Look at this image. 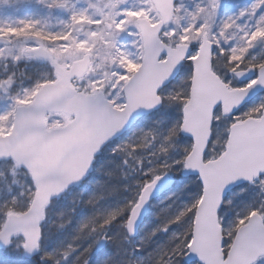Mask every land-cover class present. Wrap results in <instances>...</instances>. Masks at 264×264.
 <instances>
[{
	"label": "rangeland",
	"instance_id": "1",
	"mask_svg": "<svg viewBox=\"0 0 264 264\" xmlns=\"http://www.w3.org/2000/svg\"><path fill=\"white\" fill-rule=\"evenodd\" d=\"M110 1H113L111 5ZM137 19H145L151 25L159 21L150 0L127 3L121 0H0V37L10 42L8 46L0 45V137L9 135L15 109L29 105L40 87L54 81L55 63L67 70L85 54L90 55L91 65L84 78L74 82L76 92L85 95L100 92L113 108L123 109V87L137 70L143 55ZM94 31L95 36H91ZM203 34L214 48L213 72L228 87L248 85L236 82L227 67H231L230 71H239L243 70L246 60L264 59V0H222L215 9L209 0L180 1L175 6L172 23L162 30L160 39L171 47L188 45L196 50ZM61 41L63 44L58 45ZM127 45L132 47L130 58L126 55ZM41 46L49 56L47 61L30 54ZM195 55L196 52L192 56ZM187 73L188 68H185L175 88L161 95L165 104L159 112L141 120L105 149L109 160L116 161V178L129 182L128 178L135 180L139 174L151 175V179L160 174L172 176L171 168L168 171L165 168L162 173L156 170L161 153L168 147L175 158L171 164L178 168L176 158L184 152L180 150L182 147L178 145L173 127L181 120V108L179 112L172 107L184 99L182 83ZM260 96L256 101L258 106L249 105L229 119H222L216 112L207 160L223 154L231 124L248 115H260L262 108L259 104L264 101V93ZM69 120L63 115H47L46 128L62 127ZM168 136L173 140L169 141ZM110 166L114 167L107 162L102 174ZM89 191L81 183L56 201L60 209H51L53 205L46 208L40 226L43 240L38 264H71L73 241L65 233L70 224L67 221L61 223L60 219L65 217L67 207L82 212L81 202L95 201L100 209L101 204L95 200L98 192ZM87 192L89 200L84 198ZM33 194L29 174L11 160H2L0 230L9 214H22L28 210ZM76 194H79L78 199L74 197ZM239 199L248 207L253 206L264 220V176L229 195L226 201L228 211L220 218L225 236L229 237L225 239V245L232 239L233 221L242 222L237 213L238 205L234 202ZM22 254L23 240L16 237L6 250H0V264H37L24 261ZM256 264H264V257Z\"/></svg>",
	"mask_w": 264,
	"mask_h": 264
},
{
	"label": "water",
	"instance_id": "2",
	"mask_svg": "<svg viewBox=\"0 0 264 264\" xmlns=\"http://www.w3.org/2000/svg\"><path fill=\"white\" fill-rule=\"evenodd\" d=\"M150 1L159 22L152 26L145 19L137 20L143 57L123 87L125 105L122 110L109 105L100 92L94 95L76 92L73 83L82 80L90 67L88 54L73 62L68 70L55 63L54 82L39 88L29 105L16 108L10 134L0 137V161L11 160L29 174L34 196L26 212L7 216L0 230V250L7 249L19 236L23 240V257L27 260L35 257L41 241L40 224L49 203L80 185L107 145L124 135L139 119L161 108L158 93L177 78L192 49L188 45L171 48L159 39L161 30L172 21L175 3L184 0ZM209 2L215 6L221 0ZM9 44L8 40L0 38V45ZM212 52V44L204 34L196 57L189 60L191 80L188 101L182 109L180 134L191 140L192 148L181 174L183 178L196 177L201 187L185 261L187 264H255L264 257L262 218L252 214L247 223L237 229L224 255L219 213L232 190L252 184L264 175V109L260 119H248L230 127L225 152L218 159L204 162V155L215 110L220 108L222 117L231 116L262 93L264 66L249 86L228 89L211 70ZM30 54L38 60H49L42 46ZM162 56L164 61H160ZM254 74L252 68L233 73L240 82L251 80ZM52 114L63 115L70 121L48 130L46 116ZM173 184L174 181L163 174L142 188L126 220L129 240L137 238L149 205L169 192Z\"/></svg>",
	"mask_w": 264,
	"mask_h": 264
},
{
	"label": "trees",
	"instance_id": "3",
	"mask_svg": "<svg viewBox=\"0 0 264 264\" xmlns=\"http://www.w3.org/2000/svg\"><path fill=\"white\" fill-rule=\"evenodd\" d=\"M255 60L244 61L242 68H258L264 64L262 58ZM230 69L231 67H227L228 71ZM187 74L182 83V98L184 99L172 107L179 112L183 102L187 99L190 77V74ZM179 79L172 83L163 92V95L174 89ZM163 103L165 104V100ZM178 125L179 121L173 127L174 136L179 142L178 145L182 147L180 150L184 152V155L176 158L179 164L178 168L175 169L171 164L175 158L172 151H169L170 147L163 150L156 167L159 173H162L165 168L167 171L168 168L172 169L170 172L175 181L174 186L168 194L152 203L145 223L135 241L127 242L125 221L141 188L151 181V175L139 174L135 180L128 178L129 182L116 178L117 164H114L115 159L109 160L105 154L106 148L96 159L83 186L88 188L89 192H98L95 200L102 207L100 209L96 207L95 201L81 202L82 212L74 210L73 207L69 209L67 207L65 217L60 219L61 223L67 221L70 224L65 233L71 237L70 241H73L71 264H184L183 257L191 238L194 210L199 202L201 192L195 178L183 179L181 177L182 163L190 150L191 143L179 134ZM168 138L171 141L172 138L170 136ZM107 162L112 163L114 167H108L102 174V169ZM99 189L102 190V193ZM89 192L84 195L86 200L90 198H88ZM103 195L107 196L103 198ZM74 197L78 199L79 194ZM234 202L238 205L237 213L241 216L240 224H242L246 221L249 213L255 211V208L248 207L245 202H242V199ZM51 205L54 206L51 208L53 210L60 209L56 202ZM227 211L228 208L225 205L222 214ZM233 222L234 231L240 224L237 221ZM31 262L38 264L39 255Z\"/></svg>",
	"mask_w": 264,
	"mask_h": 264
},
{
	"label": "bare ground",
	"instance_id": "4",
	"mask_svg": "<svg viewBox=\"0 0 264 264\" xmlns=\"http://www.w3.org/2000/svg\"><path fill=\"white\" fill-rule=\"evenodd\" d=\"M112 2H113V1H110L109 5H111ZM117 23H119V21H118ZM91 36H95V31L93 32V34H92ZM117 38H118V37H116V39H117ZM57 44H58V45H62V44H63V41L58 42ZM131 50H132V47H128V45H127V52H126L127 58H130V56H131ZM1 130H2V129H0V131H1Z\"/></svg>",
	"mask_w": 264,
	"mask_h": 264
}]
</instances>
